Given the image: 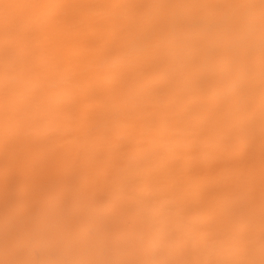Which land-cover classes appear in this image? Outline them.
<instances>
[{
    "label": "bare ground",
    "instance_id": "6f19581e",
    "mask_svg": "<svg viewBox=\"0 0 264 264\" xmlns=\"http://www.w3.org/2000/svg\"><path fill=\"white\" fill-rule=\"evenodd\" d=\"M0 166L34 264H264V0H0Z\"/></svg>",
    "mask_w": 264,
    "mask_h": 264
},
{
    "label": "rangeland",
    "instance_id": "374dc122",
    "mask_svg": "<svg viewBox=\"0 0 264 264\" xmlns=\"http://www.w3.org/2000/svg\"><path fill=\"white\" fill-rule=\"evenodd\" d=\"M22 170L0 166V264H34L35 260L47 259L49 254L58 251L48 246L50 235L39 234L35 228L37 215L45 212V202H38L25 193V189L31 192L32 186L30 176L20 174ZM38 239L45 246L41 250L36 245Z\"/></svg>",
    "mask_w": 264,
    "mask_h": 264
}]
</instances>
